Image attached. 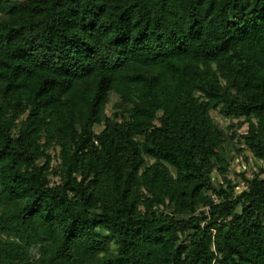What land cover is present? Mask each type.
<instances>
[{"label":"trees","instance_id":"1","mask_svg":"<svg viewBox=\"0 0 264 264\" xmlns=\"http://www.w3.org/2000/svg\"><path fill=\"white\" fill-rule=\"evenodd\" d=\"M246 152L264 0H0V264H264Z\"/></svg>","mask_w":264,"mask_h":264},{"label":"rangeland","instance_id":"2","mask_svg":"<svg viewBox=\"0 0 264 264\" xmlns=\"http://www.w3.org/2000/svg\"><path fill=\"white\" fill-rule=\"evenodd\" d=\"M114 102V97H112V103ZM111 104L108 106V114L111 112ZM212 117L224 128H226L230 122L227 120L222 119L216 112L211 113ZM101 127L96 128V131H100ZM247 157V162H244V159L242 156L235 157L230 164V171L228 172V178L230 180H234L236 177L234 173H242L245 172L247 177H250L252 173H257L259 169H262L264 171V164L260 161L254 160L249 153H245ZM264 177V174H263ZM213 184L215 186H219L221 184L220 178L217 174L213 175ZM243 189L242 187H238L236 189V192H240Z\"/></svg>","mask_w":264,"mask_h":264}]
</instances>
